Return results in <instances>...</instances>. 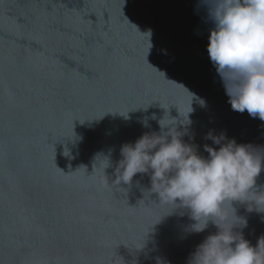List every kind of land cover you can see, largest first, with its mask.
<instances>
[{
    "label": "water",
    "instance_id": "95a60500",
    "mask_svg": "<svg viewBox=\"0 0 264 264\" xmlns=\"http://www.w3.org/2000/svg\"><path fill=\"white\" fill-rule=\"evenodd\" d=\"M200 4L0 0V264H188L216 232L169 215L148 175L113 183L122 145L160 134L162 119L183 130L191 108L182 139L200 156L218 149L212 132L264 162V121L228 103ZM234 207L255 247L264 214Z\"/></svg>",
    "mask_w": 264,
    "mask_h": 264
},
{
    "label": "clouds",
    "instance_id": "9594fccd",
    "mask_svg": "<svg viewBox=\"0 0 264 264\" xmlns=\"http://www.w3.org/2000/svg\"><path fill=\"white\" fill-rule=\"evenodd\" d=\"M200 6L214 24L207 51L228 103L234 111L264 121V0H201ZM192 111L179 122L183 130L176 120L165 124L162 119L160 134L145 133L135 143L122 145L113 183L129 186L137 174L148 175L149 192L160 204L173 207L169 215L188 211L191 232L215 226L216 232L196 247L188 264H264V236L255 247L245 240L236 229L246 220L234 207L244 205L248 212L264 214V186H257L264 162L249 146L212 132L207 138L219 147L205 145L208 157L200 156L182 139ZM102 161L105 169L112 166L110 156ZM157 264L162 262L158 259Z\"/></svg>",
    "mask_w": 264,
    "mask_h": 264
}]
</instances>
